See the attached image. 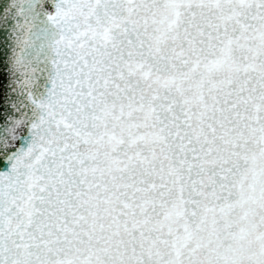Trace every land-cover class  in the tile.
Returning <instances> with one entry per match:
<instances>
[{
  "label": "snow or ice",
  "instance_id": "6c2138e0",
  "mask_svg": "<svg viewBox=\"0 0 264 264\" xmlns=\"http://www.w3.org/2000/svg\"><path fill=\"white\" fill-rule=\"evenodd\" d=\"M0 264H264V0H0Z\"/></svg>",
  "mask_w": 264,
  "mask_h": 264
}]
</instances>
